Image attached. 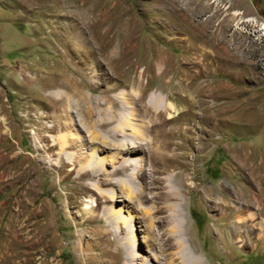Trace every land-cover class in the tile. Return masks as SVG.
Returning <instances> with one entry per match:
<instances>
[{
    "label": "rangeland",
    "instance_id": "374dc122",
    "mask_svg": "<svg viewBox=\"0 0 264 264\" xmlns=\"http://www.w3.org/2000/svg\"><path fill=\"white\" fill-rule=\"evenodd\" d=\"M263 24L264 0H0V264H264Z\"/></svg>",
    "mask_w": 264,
    "mask_h": 264
},
{
    "label": "bare ground",
    "instance_id": "6f19581e",
    "mask_svg": "<svg viewBox=\"0 0 264 264\" xmlns=\"http://www.w3.org/2000/svg\"><path fill=\"white\" fill-rule=\"evenodd\" d=\"M69 8V7H68ZM66 9V8H65ZM79 12H81V9H78L77 6L74 5V7H72V9H70L69 11H65L63 13H60V16L64 19H71V21L73 22L74 21V24L72 25L73 28L76 30V29H81L83 32H81V30L79 31V33L85 37V42L86 44L90 45L89 43L92 42L90 40V37L89 35H87V33L85 32V28L83 27L85 22L81 23L79 20H78V17L82 20V19H85V21L89 24L90 22H95V18L93 19L94 16H91L90 14H92V10H89V11H83L84 13L80 14L79 15ZM239 15V13H235V16ZM78 16V17H77ZM83 17V18H82ZM92 19V20H91ZM95 20V21H94ZM249 21H253V19H249ZM108 23L107 19L106 20H103L102 21V24L104 26H106ZM79 27V28H78ZM264 28V24L262 26ZM93 46V45H92ZM105 49H107L108 46L104 45L103 46ZM92 48V47H91ZM95 48V47H94ZM98 48V47H97ZM100 49V48H99ZM95 51V50H94ZM115 51V48L114 49H111L109 51V53H107V56L109 58V60L113 59V57L116 55V51ZM85 74V73H84ZM69 87L70 89L69 90H66V89H62V90H59V91H54V92H51V95L53 97H55L56 99H58V101H64L65 103L67 102V99L70 98L73 94H80L82 95L80 89H78V87L75 85L74 83V87L69 84ZM73 88H75L76 90H78V92H73ZM79 95V96H80ZM68 97V98H67ZM81 97V96H80ZM82 97H84L82 95ZM160 100H161V95L160 94H155V95H151L150 96V99H149V103L150 106L152 107V109L156 110V111H160ZM166 105L163 106L165 109H169L170 111H172L173 109L176 111V108L173 106V104L171 103H165ZM127 107V105H125ZM162 111V110H161ZM174 114H176V112H173ZM172 115L170 114V118L172 119L173 117H175V115ZM69 124L72 125V123L70 122ZM2 125V123H0V126ZM122 126H125L124 124H121ZM65 141H69L70 144L74 145V144H77L79 142H81V138L80 136H77L76 134L74 133H70V132H67L65 133ZM63 138V139H64ZM90 151L86 148H82L81 149V154L83 155H87V156H91L93 153H89ZM78 153L75 152V151H68L67 152V157L70 158V159H76L78 157ZM92 163L89 164V166H91ZM125 164V163H124ZM127 164V163H126ZM91 209V208H89ZM92 211V210H91ZM90 213V212H89ZM127 218V217H126ZM128 224V223H127ZM15 244V240H14V237L10 236L8 237L7 239V243H6V255H5V258H6V262L8 260H12L13 257H14V245ZM1 251H3V249H1ZM0 251V252H1ZM4 256V255H3ZM138 259V257H137Z\"/></svg>",
    "mask_w": 264,
    "mask_h": 264
}]
</instances>
